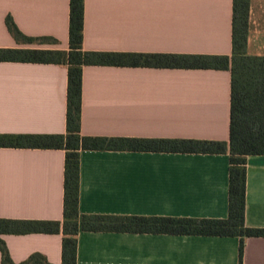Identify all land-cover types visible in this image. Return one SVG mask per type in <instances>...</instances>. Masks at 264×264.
<instances>
[{"label":"crops","instance_id":"1","mask_svg":"<svg viewBox=\"0 0 264 264\" xmlns=\"http://www.w3.org/2000/svg\"><path fill=\"white\" fill-rule=\"evenodd\" d=\"M26 36L18 42L5 19ZM70 0H0V48L69 50ZM233 0H84L86 51L232 56ZM247 54L264 56V0H250ZM64 65L0 62V134H65ZM229 70L85 66L84 136L229 142ZM230 155L84 150L82 214L224 219ZM65 151L0 148V218L63 221ZM246 225L264 228V156L247 159ZM14 262L62 264V234L1 235ZM239 237L80 232L77 264H239ZM0 264L1 252H0ZM243 264H264L246 238Z\"/></svg>","mask_w":264,"mask_h":264},{"label":"trees","instance_id":"2","mask_svg":"<svg viewBox=\"0 0 264 264\" xmlns=\"http://www.w3.org/2000/svg\"><path fill=\"white\" fill-rule=\"evenodd\" d=\"M250 0H233L232 56L178 53L86 51L83 48L84 0H70L69 50L0 48V62L64 65L68 70L65 134H0V148L65 151L63 221L0 218L2 264H51L33 253L16 263L1 235L62 234V264H77L79 233L115 232L239 237V264L246 238H264V228L246 225L247 159L264 156V56L247 54ZM10 34L25 44L57 43L52 37L24 35L12 16ZM85 66L229 70V142L180 138L84 136L81 132L82 75ZM84 150L230 155L229 207L224 219L172 216L82 214L79 209L80 155Z\"/></svg>","mask_w":264,"mask_h":264}]
</instances>
